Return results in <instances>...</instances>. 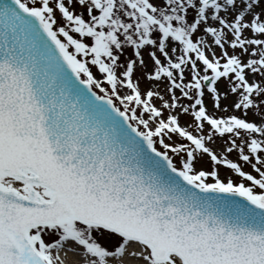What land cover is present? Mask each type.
<instances>
[{
	"label": "snow or ice",
	"instance_id": "1",
	"mask_svg": "<svg viewBox=\"0 0 264 264\" xmlns=\"http://www.w3.org/2000/svg\"><path fill=\"white\" fill-rule=\"evenodd\" d=\"M0 264H264V0H0Z\"/></svg>",
	"mask_w": 264,
	"mask_h": 264
}]
</instances>
